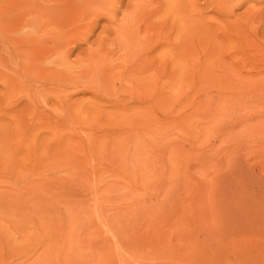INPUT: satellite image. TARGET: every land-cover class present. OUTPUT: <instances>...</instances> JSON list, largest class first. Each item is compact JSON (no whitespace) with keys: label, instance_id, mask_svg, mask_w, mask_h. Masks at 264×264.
Here are the masks:
<instances>
[{"label":"rangeland","instance_id":"374dc122","mask_svg":"<svg viewBox=\"0 0 264 264\" xmlns=\"http://www.w3.org/2000/svg\"><path fill=\"white\" fill-rule=\"evenodd\" d=\"M0 264H264V0H0Z\"/></svg>","mask_w":264,"mask_h":264}]
</instances>
